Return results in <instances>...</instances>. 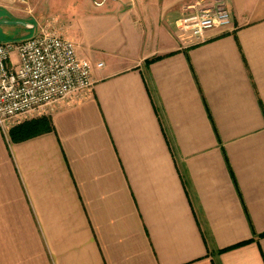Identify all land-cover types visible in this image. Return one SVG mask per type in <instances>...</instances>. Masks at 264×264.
<instances>
[{
	"label": "crops",
	"instance_id": "0c3cea01",
	"mask_svg": "<svg viewBox=\"0 0 264 264\" xmlns=\"http://www.w3.org/2000/svg\"><path fill=\"white\" fill-rule=\"evenodd\" d=\"M216 1L0 0V42L47 28L103 63L50 130L0 128V264H264V0L183 47Z\"/></svg>",
	"mask_w": 264,
	"mask_h": 264
},
{
	"label": "built area",
	"instance_id": "2783aa9c",
	"mask_svg": "<svg viewBox=\"0 0 264 264\" xmlns=\"http://www.w3.org/2000/svg\"><path fill=\"white\" fill-rule=\"evenodd\" d=\"M231 26L229 10L217 0L181 17L179 41L183 47L203 43L209 30ZM102 66L79 57L72 41L47 28L18 42H0V128L66 100L80 102L92 89L94 68Z\"/></svg>",
	"mask_w": 264,
	"mask_h": 264
},
{
	"label": "trees",
	"instance_id": "16d2710c",
	"mask_svg": "<svg viewBox=\"0 0 264 264\" xmlns=\"http://www.w3.org/2000/svg\"><path fill=\"white\" fill-rule=\"evenodd\" d=\"M51 129L50 118L46 115L25 119L9 130L10 138L20 141Z\"/></svg>",
	"mask_w": 264,
	"mask_h": 264
},
{
	"label": "rangeland",
	"instance_id": "374dc122",
	"mask_svg": "<svg viewBox=\"0 0 264 264\" xmlns=\"http://www.w3.org/2000/svg\"><path fill=\"white\" fill-rule=\"evenodd\" d=\"M52 13V12H51ZM66 14L68 15L67 16V18L66 19H68V20H66L67 21V23L68 22H70L72 25H73V28L75 29L76 28V23H77V20L81 17V15L83 14V12H79L78 10H77V8H75L74 6H73V4H70V6L67 8V11H66ZM39 20H40V18H39ZM75 26V27H74ZM33 29V28H32ZM34 32H32L31 34H29V35H26L25 36V34H23V35H16L15 34V36H13L12 35V39L11 40H9V42H18V41H21V40H23V39H26V38H28V37H31V36H33V35H36L38 32H39V27H35L34 28ZM25 36V37H24ZM87 44V43H86ZM10 59H11V61L13 62V63H16L17 62V53L16 52H12L11 53V55H10ZM46 111H48V108H46L44 111H43V113L42 114H44ZM36 115H38V114H34L32 117H35ZM31 117V118H32ZM28 118H30V117H28Z\"/></svg>",
	"mask_w": 264,
	"mask_h": 264
}]
</instances>
